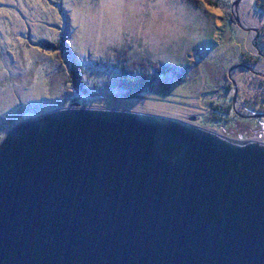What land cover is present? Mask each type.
Returning <instances> with one entry per match:
<instances>
[{
  "label": "water",
  "instance_id": "95a60500",
  "mask_svg": "<svg viewBox=\"0 0 264 264\" xmlns=\"http://www.w3.org/2000/svg\"><path fill=\"white\" fill-rule=\"evenodd\" d=\"M0 264H264V138L103 107L24 120L0 141Z\"/></svg>",
  "mask_w": 264,
  "mask_h": 264
},
{
  "label": "rangeland",
  "instance_id": "374dc122",
  "mask_svg": "<svg viewBox=\"0 0 264 264\" xmlns=\"http://www.w3.org/2000/svg\"><path fill=\"white\" fill-rule=\"evenodd\" d=\"M49 1L0 0V141L8 125L73 106L173 118L232 141L264 138V118H250L264 117V0H213L218 9L203 0ZM50 35L66 38L86 94L75 93L61 52L39 46ZM123 62L134 72L182 65L188 77H160L124 100L113 85Z\"/></svg>",
  "mask_w": 264,
  "mask_h": 264
},
{
  "label": "trees",
  "instance_id": "16d2710c",
  "mask_svg": "<svg viewBox=\"0 0 264 264\" xmlns=\"http://www.w3.org/2000/svg\"><path fill=\"white\" fill-rule=\"evenodd\" d=\"M203 1H205L208 5H211L217 9L221 7L219 6L220 5L219 2L215 3L213 2V0H203ZM48 2L50 1L48 0ZM228 22L231 23L232 21H228ZM50 38L51 39L49 38L42 39L41 42L39 43V46L43 49V51L45 50L44 52L46 51H50L51 53H57L59 51L61 52L63 61H65V64H67V67L69 68L71 74L73 75L72 79L74 82L73 88L75 93L82 95L86 94L87 89L85 87V82L82 78V73H81L82 67L78 65L77 62L73 59V54L72 51L67 46L66 38L54 40L53 35H50ZM55 55L56 57H58L57 54ZM62 59H60L59 62L63 63ZM146 62L150 63V61H146ZM119 65L120 66L118 70L120 75L118 80L113 82V85L117 89V92L119 93L121 92V95L124 100H136L139 97H141L143 93L152 91L156 82L160 77L172 76L176 79L177 82H182L184 78L188 77V69L186 67H183L182 65L180 67H177L169 64H161L160 66H158V68H155L154 66L151 65L149 70L146 67H143L142 70L140 68H137L135 72L130 70L128 68L129 65L125 64V62ZM97 87L98 86L94 84L92 88L93 90H96ZM230 102H232L231 98L229 99V103H228L229 106H227L226 108L227 112L232 107L230 105ZM224 115L227 116V113H225ZM14 125L16 124L8 125L7 130L5 132H7Z\"/></svg>",
  "mask_w": 264,
  "mask_h": 264
},
{
  "label": "flooded vegetation",
  "instance_id": "af4514ba",
  "mask_svg": "<svg viewBox=\"0 0 264 264\" xmlns=\"http://www.w3.org/2000/svg\"><path fill=\"white\" fill-rule=\"evenodd\" d=\"M260 115H263L262 113H260ZM248 120V119H247ZM256 121V120H255ZM254 120L253 121H250V122H255ZM261 129V128H260ZM250 131H252V130H250ZM258 131H260V130H258ZM253 132H255V131H253Z\"/></svg>",
  "mask_w": 264,
  "mask_h": 264
}]
</instances>
